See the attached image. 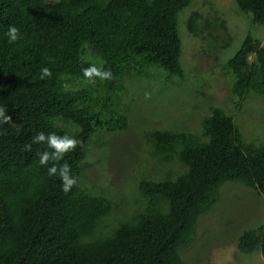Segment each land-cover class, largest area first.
I'll return each instance as SVG.
<instances>
[{
  "label": "trees",
  "instance_id": "1",
  "mask_svg": "<svg viewBox=\"0 0 264 264\" xmlns=\"http://www.w3.org/2000/svg\"><path fill=\"white\" fill-rule=\"evenodd\" d=\"M192 3L0 0V106L15 125L0 124V264H189L180 249L195 239L200 217L220 200L223 183L240 181L264 199V142L248 141L235 116L251 96L264 98V44L253 33L222 67L232 78L233 108L209 106L200 132L135 122L144 103L137 90L146 87L154 98L167 83L177 85L176 78L190 84L180 14ZM236 5L264 26V0ZM187 13L188 31L200 35L201 11ZM12 25L20 39L9 43ZM92 63L111 70L113 79L88 82L83 69ZM43 67L52 76L42 80ZM151 77L160 81L151 87L142 83ZM65 83L70 90L63 89ZM196 87L195 99L201 101L204 93ZM132 127L149 158L159 166L177 161L181 169H166L157 179L144 166L138 171V209L116 220L110 214L118 204L104 189L92 192L96 184L84 185L91 167L87 156L93 140L98 144L101 135ZM39 132L80 141L60 161L78 180L68 193L58 176L49 175L50 165L39 162L38 154L52 149L34 144L24 150ZM107 216L109 223L98 228ZM236 245L241 254L259 251L264 257V223L242 231Z\"/></svg>",
  "mask_w": 264,
  "mask_h": 264
},
{
  "label": "rangeland",
  "instance_id": "2",
  "mask_svg": "<svg viewBox=\"0 0 264 264\" xmlns=\"http://www.w3.org/2000/svg\"><path fill=\"white\" fill-rule=\"evenodd\" d=\"M192 10H200L203 15L199 22L202 31L198 36L190 33L184 23L189 14L187 12ZM205 21L211 23V28H206ZM210 32L217 37V41L210 37ZM249 32L264 44V26L252 23L250 17L241 13L236 0H193L180 14L183 60L186 74L192 75H188L190 84L183 86L181 80L176 78L179 85L169 86L167 83L162 87L164 91L159 94L154 91V98H146V87L137 90L139 97L143 96L144 103L143 106L140 104L142 113H136V117H139L135 122L200 132L202 117L208 113L209 106L221 104L228 109L233 108L230 99L232 78L223 72L222 67L227 58L240 48ZM224 41L229 42L228 46L224 47ZM161 78H165V75ZM158 81L160 79L151 77L142 80V83L151 87ZM197 85L204 93L199 98L201 101L195 99ZM148 94H151V90ZM137 108L139 106H134L136 112ZM235 116L248 141L264 142L263 97L251 96L249 103L238 108ZM100 141L97 144L93 140L90 144L87 162L91 167L86 171L84 185L91 188L92 184H96L91 188L92 192L100 193L104 189V193L118 204L110 214V218L117 217L116 220H125L138 209V171L144 166L147 173L157 179L166 169L180 167L177 161L159 166L149 158L140 132L134 127L124 133L101 135ZM220 193V200L200 217L195 239L190 245L182 247L180 254L189 264H264L261 252L241 254L236 245L242 231L256 229L264 223L263 195L237 180L223 183ZM108 217L98 228L102 229L109 223Z\"/></svg>",
  "mask_w": 264,
  "mask_h": 264
},
{
  "label": "clouds",
  "instance_id": "3",
  "mask_svg": "<svg viewBox=\"0 0 264 264\" xmlns=\"http://www.w3.org/2000/svg\"><path fill=\"white\" fill-rule=\"evenodd\" d=\"M9 43H14L20 39V31L18 27L12 25L9 27L6 33ZM83 75L86 80L90 83H95L96 80L106 81L113 79V73L111 70H106L103 66H97L92 63L89 67L83 69ZM52 76V72L48 67L40 69V79L49 78ZM65 91L70 90V86L65 83L62 85ZM146 98H150V94L146 93ZM0 124H11L15 127L12 122V117L7 114V109L4 106H0ZM80 143L76 138L69 135H58L53 133L39 132L35 134L31 142L24 146V150L31 151L34 144H46L48 148L52 149L49 151H42L38 155L40 157L41 165H50L48 167V173L50 176H58L61 180L62 191L68 193L74 186L78 184V180L71 174V168L67 162L61 164L65 155L76 149Z\"/></svg>",
  "mask_w": 264,
  "mask_h": 264
}]
</instances>
